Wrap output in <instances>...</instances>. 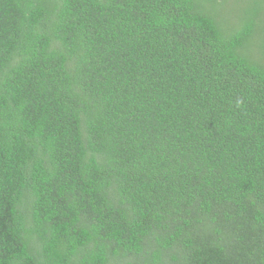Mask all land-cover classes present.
Here are the masks:
<instances>
[{
  "label": "trees",
  "instance_id": "obj_1",
  "mask_svg": "<svg viewBox=\"0 0 264 264\" xmlns=\"http://www.w3.org/2000/svg\"><path fill=\"white\" fill-rule=\"evenodd\" d=\"M239 2L0 0V264H264V0Z\"/></svg>",
  "mask_w": 264,
  "mask_h": 264
},
{
  "label": "rangeland",
  "instance_id": "obj_2",
  "mask_svg": "<svg viewBox=\"0 0 264 264\" xmlns=\"http://www.w3.org/2000/svg\"><path fill=\"white\" fill-rule=\"evenodd\" d=\"M240 1V2H239ZM253 1V0H252ZM238 4L235 6H228L227 7H222L221 11L222 12H228V11H233L235 14H240L238 12V8L241 10H246L247 8L254 9L255 7L251 4V0H238ZM260 9L264 10V5L260 7ZM235 14H232L230 18H236L237 16ZM264 14V13H263ZM261 17H264V15L260 14Z\"/></svg>",
  "mask_w": 264,
  "mask_h": 264
}]
</instances>
